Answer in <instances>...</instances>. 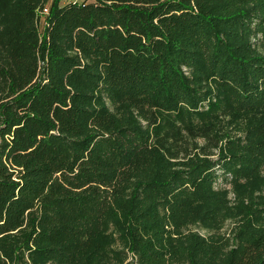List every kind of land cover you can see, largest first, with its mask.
Instances as JSON below:
<instances>
[{
  "label": "trees",
  "instance_id": "1",
  "mask_svg": "<svg viewBox=\"0 0 264 264\" xmlns=\"http://www.w3.org/2000/svg\"><path fill=\"white\" fill-rule=\"evenodd\" d=\"M59 2L0 0V264H264V0Z\"/></svg>",
  "mask_w": 264,
  "mask_h": 264
},
{
  "label": "rangeland",
  "instance_id": "2",
  "mask_svg": "<svg viewBox=\"0 0 264 264\" xmlns=\"http://www.w3.org/2000/svg\"><path fill=\"white\" fill-rule=\"evenodd\" d=\"M90 2L91 0H60L59 4L62 5V4H66V3H69V2ZM46 7V5H45ZM254 38H251V42L253 44H255L253 47L254 49L258 52V53H262V50L261 48L259 47L258 45V36H253ZM181 71L184 75L188 76V70L186 68H181ZM204 108H205V105H204ZM197 143L200 145L201 144V140H198ZM215 154H216V151H212V156L210 158H215ZM212 188L214 190L218 189V190H224L226 191V198L229 202V204H232L235 200V195H234V191H233V188L230 184H227V183H218L216 185H213ZM259 194H264V191L263 190H260V191H256L254 193V195H259ZM232 226V224L230 222H226L223 226V228L221 229V233H228V230L229 228ZM189 230L191 231H194L196 233H198L200 236H205L206 235V232L205 231H202L196 227H189ZM227 235V234H226ZM129 257V254H127V258ZM129 260V258L127 259Z\"/></svg>",
  "mask_w": 264,
  "mask_h": 264
},
{
  "label": "built area",
  "instance_id": "3",
  "mask_svg": "<svg viewBox=\"0 0 264 264\" xmlns=\"http://www.w3.org/2000/svg\"><path fill=\"white\" fill-rule=\"evenodd\" d=\"M39 16H41V18L44 16V15H46L47 14V9H46V7H43L42 9H41V11L39 12ZM40 21H41V19H40Z\"/></svg>",
  "mask_w": 264,
  "mask_h": 264
}]
</instances>
